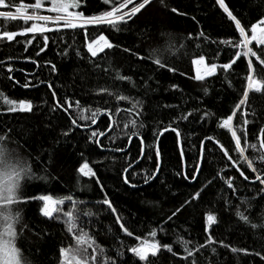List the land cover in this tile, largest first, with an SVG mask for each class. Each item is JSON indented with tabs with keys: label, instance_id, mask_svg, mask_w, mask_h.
I'll return each instance as SVG.
<instances>
[{
	"label": "trees",
	"instance_id": "1",
	"mask_svg": "<svg viewBox=\"0 0 264 264\" xmlns=\"http://www.w3.org/2000/svg\"><path fill=\"white\" fill-rule=\"evenodd\" d=\"M16 2L18 3L19 0ZM25 2L30 3L34 0H25ZM226 2L244 24L255 23L264 13V0H226ZM166 4L168 7L159 0H153V5L142 14H138L129 25H119L120 31H116L106 23L88 26L90 36L103 34L113 44L121 46L105 49L104 53L93 58L94 61L101 62V69L110 66L109 72L97 69L94 63L89 62L90 54L86 50L82 32L75 37V41L72 39L71 31L58 34L62 35L63 39L50 33L52 43L39 56L36 55L39 37L32 40L31 34L18 36L11 43L0 40V60H5L7 63V57L17 58L11 62L13 73L6 71V63L0 64V131L5 128L12 129V147L27 162L33 177L21 182L18 193L20 203L12 205L10 209L14 214L18 212L20 217L16 225L19 235L15 244L30 264H61L60 249L75 243L72 233L68 231L69 223H65L68 217L64 214L75 212L74 202L79 201L84 202L80 204L81 209L87 207L98 213V218H91L87 228H90L91 235L107 250L109 256H114L118 249L123 251L124 248L138 243L120 231L119 225L114 223L115 217L106 205L96 203L102 200L105 194L131 226L135 235L148 238L151 230L159 229L163 225L166 231L158 232L156 239L172 244L174 250L183 251L181 245L176 243L178 236L193 242H204L207 235L204 231L205 214L208 212L218 213L220 223L216 226V238L223 239L232 247L257 251L264 249V230H254L236 216V207L240 205V199L253 197L259 189H253L247 181L241 183L242 178H239V173L234 168L228 169L223 174L238 178L236 183L239 184L240 191L237 194L234 195L226 188L224 181L217 178L213 182L215 186L209 185L205 189L204 203L194 201L195 207L193 204L188 205L173 217V220L165 223L174 209L183 204L194 190L199 189L217 172L226 168L228 163L226 158L222 160V153L208 142L206 147L210 150L205 153L201 174L196 181L193 182L190 178L185 180L177 175L185 170V165L189 173L193 171L198 157L199 142L203 136L214 135L228 145L230 134L217 127L218 120L230 114L234 105L242 98V92L246 87L244 77L247 75L246 60L242 57L241 60L244 62L237 61L238 66H233L234 71L228 74L227 80L223 74L210 77L205 82L190 79L189 77L196 75L195 66L191 62L195 55L204 51L211 60L213 51L217 48V45H209L202 39H195L201 31L214 40H232L239 34L234 24L216 5V0H166ZM130 7L132 5H129ZM171 7L179 9L186 15L173 13L170 11ZM105 10H110V6L104 5L102 0H87V6L83 7L86 15H98ZM75 11L79 9H74ZM31 23L0 19V32L22 31ZM189 35L193 39H187ZM29 40H32V43L26 45L25 42ZM169 43L173 47L169 48ZM196 43L201 44L200 49L196 48ZM181 44L184 47H181ZM123 48L132 49L146 59H137L136 56L124 52ZM220 48L222 52L219 60L214 61L217 63L227 62L229 56L236 51L224 45H220ZM157 49L161 50L165 63L178 69L176 73L160 69L151 61L149 54ZM77 51L81 53L80 56L76 55ZM64 52H67V55H64ZM27 58L37 60L40 67L29 62ZM47 61L56 65L55 72H50ZM112 70L130 76L135 87L127 81L114 80L115 71ZM26 73H35L38 79L51 81L58 98L63 99L67 96L78 99L85 108L114 106L113 98L95 94L94 90L103 86L118 88L124 94L143 102L142 119L145 127L140 131L145 140V158L135 164V172L139 174L132 181L140 185L139 188H131L123 182L121 172L126 163L124 159L126 153L111 151L118 147H126L131 158H138L139 140L133 137L129 145L128 137L124 136L120 129H115L108 133L112 139L100 138L105 146V150H101L87 142V128L76 129L69 136L62 135V131L67 130L71 121L63 112L50 111V105L55 101L47 84L28 88L21 86L26 80H32L33 84L38 82L31 75L26 76ZM10 75L14 79L10 80L8 78ZM228 80L231 81V87ZM172 85H178L180 90H174ZM204 87L209 89L207 95L203 91ZM9 99L17 102L30 100L33 103V110L5 115L9 108L6 100ZM104 101L109 103L105 104ZM164 105H178L179 108H166ZM120 106L131 107L127 102H120ZM194 107L201 110L200 114L207 110L214 115L203 122H181L179 127L182 140L179 143L173 132H165L160 137V171L156 179L152 180L150 185H146L145 169L151 172L157 163L155 147H148L154 144V133L179 115L181 109L192 110ZM253 110L258 119L251 115ZM244 111L249 113L247 117L242 115ZM72 115L75 116V112ZM84 115L87 116L88 113L85 112ZM245 118L255 120L246 127L249 140L256 143L254 132L264 123V97L251 93L247 108L242 106L241 111L237 112L234 126L241 127ZM104 120L105 117L102 116L97 121L100 130H104V125L101 123ZM78 123L88 125L90 121L80 120ZM181 148L184 153L183 158ZM148 155H151V160L147 159ZM233 156L235 157V153ZM85 159L96 172L95 177L84 176L78 172ZM243 166L242 164L241 167ZM97 178L100 184L96 183ZM33 195H51L53 200L63 199V203L54 205L59 211H54L53 218L49 219L40 212L43 202L30 199ZM237 196L240 199H237ZM65 197L72 199H64ZM228 199L232 202L231 208L225 204V200ZM251 205V218L255 222L264 220V216L261 215L264 213V197L251 200ZM1 231H3V221H0V233ZM217 253V256L212 257L216 264H259L258 257L233 254L223 247H217ZM125 260L127 264H134V258L130 253L125 252ZM160 264H173L170 254L165 253Z\"/></svg>",
	"mask_w": 264,
	"mask_h": 264
},
{
	"label": "snow or ice",
	"instance_id": "2",
	"mask_svg": "<svg viewBox=\"0 0 264 264\" xmlns=\"http://www.w3.org/2000/svg\"><path fill=\"white\" fill-rule=\"evenodd\" d=\"M159 2L165 7H168L166 0H159ZM102 3L106 6H110V10L102 11L98 15H86L83 11V7L87 6V0H34V2L30 3L25 2V0H19L18 3L16 0H0V17L10 21L21 20L25 24L32 22L30 26L23 28L22 31L0 32V40L11 43L16 40L18 36H28L31 34L32 40H36L37 37H39V48L36 51V55L39 56L41 52H45L52 43V36L49 35L50 33L58 35L62 32L71 31L72 39L75 41V37L82 32L86 50L90 54L89 62L94 63L97 69H101V62L94 61L93 58L98 57L100 53H104L105 49L120 48L121 46L113 44L108 37L103 34H98L95 37L90 36L88 26L106 23L112 26L116 31H120L121 28L119 25H129V22L133 21L138 14H142L144 10H147L149 6L153 5V0H102ZM129 5H132V7L129 8ZM216 5L223 11L228 20L234 24L235 30L239 35L232 40H214L201 31L195 39H202L209 45H217V48L213 51L211 60L204 51L195 55L191 62L195 66L196 75L189 78L205 82L210 77L223 74L227 80L228 74L234 71L233 66L237 65V61H241V63L244 62V60H241L243 57L246 60L247 75L244 77L246 87L242 92V98L234 105L231 113L218 120L217 127L226 130L230 134L231 139L228 145H225L214 135L203 136L199 142L198 157L194 164L193 171L189 173L187 171V165H185V170L177 173V175L182 176L185 180H189L190 178L191 181H196L197 177L201 174V165L205 159V153L210 150L206 147L208 142H211L214 149L222 153V160L226 158L228 162L226 168L221 169L212 179L207 180L203 186L194 190L183 204L174 209L172 214L167 217L165 223L173 220V217L177 216L188 205L193 204L194 201H199L201 204L204 203L205 189L208 188L209 185L215 186L213 182L217 178L223 180L226 188L231 190L234 195L237 194L240 191V186L236 183L238 178L236 176H225L223 174L228 169L234 168L235 171L239 173V178H242L241 183L247 181L248 184L253 186V189H259L255 192V195L250 198L245 197L240 199V197L237 196V199H240V205L236 207V216L238 220L242 221L250 228L254 230H264V220L255 222L251 218V200L264 197V123L254 132L256 143H252L249 140V133L246 127L249 123H254L255 120L245 118L242 120L241 127L237 128L234 126V119L236 118L237 112L241 111L242 106L247 108L251 93H257L264 97V13L257 18L255 23L244 24L242 19L230 8L226 0H216ZM72 9H79V11L74 12ZM42 10L44 14H41ZM170 11L177 15H186V13L175 7H171ZM58 38L63 39V36L58 35ZM187 39H193V37L189 35ZM32 40L26 41V45L32 43ZM17 43H19V41H17ZM220 45L236 50L229 56L227 62H214L218 61L221 55L222 49ZM195 46L197 49L201 48L200 43H196ZM171 47H173V45L169 43V48ZM181 47H184V45L181 44ZM122 50L136 56L137 59H146V57L139 53L133 52L132 49L123 48ZM63 54L67 55V52ZM76 55L80 56L81 53L77 51ZM149 56L151 61L158 68L166 69L173 73L178 71L174 66L164 62V57L160 49L152 51ZM16 59L15 57H7V63L5 60H0V64L6 63V71L8 73H13L14 68L11 66V62ZM102 59L103 58H101V60ZM27 60L36 64L38 68L40 67L37 60L31 58H27ZM46 64L50 66V72L56 71V65L51 61H47ZM17 70L23 71L22 69ZM101 70L109 72L111 69L109 66ZM180 74L185 75V73ZM27 75H31L34 79H37L38 82L33 84L32 80H26L21 86L28 88L30 86L39 87L41 84H47L48 89L51 91L52 98L55 101L50 105V111L53 113L58 111L63 112L71 121L67 130L62 131V135L69 136L71 132L76 129L87 128V142L96 145V147L101 150H105V146L100 138L107 137L112 139V137L108 136V133L113 132L115 129H120L123 135L128 137L129 145H131L133 137L139 140L140 151L138 158H131L126 147L111 149V151L114 152L126 153L124 157L126 163L121 172L123 182L131 188H139L140 185L132 181L135 179V176L139 174L135 172V164L145 158V140L140 131L145 127L142 119L143 102L124 94V92L118 88L103 86L95 89V94L97 96L107 95L113 98L115 101L114 106L85 108L78 99L67 96L63 99L58 98L57 92L51 81L40 80L36 77L35 73H26V76ZM8 78L10 80L14 79L11 75ZM113 79L117 81H127L132 83L135 87L132 78L130 76L121 75L119 71H115ZM15 83H19V81H15ZM228 84L229 87L232 86L230 80H228ZM171 87L174 90H180L178 85H172ZM203 91L205 95H207L209 89L204 87ZM120 102H127L131 107H121ZM6 103L9 105V108L7 113H4L5 115L15 112H31L33 110V103L30 100H21L17 102L9 99L6 100ZM45 103H47V101H45ZM104 103L107 104L109 102L104 101ZM164 107L179 108L178 105H164ZM73 112H75V116L72 115ZM85 112L88 113L87 116L84 115ZM200 112L201 110L195 107L192 110L181 109L179 115L173 117L165 127L157 129L154 133V144L148 145V147H155L157 163L153 171L149 172L145 169L144 183L146 185H150L151 181L156 179L160 171V137L163 136L165 132H173L179 143L182 140V132L179 127L181 122H203L214 115V113L207 110H204L202 114H200ZM121 113L124 115L122 116ZM242 115L247 117L249 113L244 111ZM251 115L256 119L259 118L254 110L251 112ZM102 116L105 117V120L101 121L104 125V130H100L97 125V121ZM80 120L90 121V124L81 125L78 123ZM92 126L97 127L94 128ZM125 129L129 131H124ZM11 132V128H5L3 131H0V221H3V232L0 233V264H30L15 244V240L19 235V232L16 230V225L19 223L20 217L18 212L14 214L10 209L12 205L20 203L18 193L21 189V182L26 178L32 179L33 177L27 162L20 156L19 152L12 147L13 141ZM233 153H235V157ZM251 153H255L256 155H252ZM183 156L184 153L181 148V157L183 158ZM151 158V155L147 156V159L151 160ZM92 163H99V161H92ZM242 164L244 165L243 167H241ZM78 172L84 176H96V172L90 166L87 159L80 165ZM96 183H101L99 178H97ZM101 191H103L102 184ZM30 199L43 202V207H41L40 212L44 217L49 219L53 218L54 211H59L54 205L63 203V199L53 200L51 195H33ZM64 199L71 200L72 198L65 197ZM83 203L82 201L74 202L76 211L64 214L68 217L65 223H69L68 231L72 233L75 243L60 249L61 264H127L125 252L131 254L134 258V264H160L165 253L170 254L173 264H177V262L178 264H216V262L212 260V257L218 255L217 247L229 249L233 254L258 257L259 264H264V249L257 251L255 249L249 250L247 248L232 247L223 239L215 237L216 226L220 223L218 213L213 214L212 212H208L205 214L204 231L207 235L204 242H193L179 236L177 237L176 243H179L183 249V251L180 252L179 250H174L172 244L163 243L161 240L156 239L158 232L166 231L163 225H161L159 229L151 230L148 234V238H141V236L135 235L131 226L127 223L125 218L121 216L113 202L107 197V194H105V197L96 203L106 205L107 209L115 217L114 223L119 225L120 231L127 237H131L138 241V243L124 248L123 251L118 249L114 256H109L107 250L99 245L94 236L91 235L90 228H87V225L91 222V218H98V213L93 212L91 208L87 207L81 209L80 204ZM225 204L229 208L232 206L230 199L225 200ZM193 206L195 207L194 204ZM242 208L243 210H241ZM261 215L264 216V213ZM120 243L123 246V241Z\"/></svg>",
	"mask_w": 264,
	"mask_h": 264
},
{
	"label": "rangeland",
	"instance_id": "3",
	"mask_svg": "<svg viewBox=\"0 0 264 264\" xmlns=\"http://www.w3.org/2000/svg\"><path fill=\"white\" fill-rule=\"evenodd\" d=\"M72 11H74V9H72ZM41 14H44V13H43V10H42ZM0 19H4V18L0 17ZM2 232H3V231H1V233H2Z\"/></svg>",
	"mask_w": 264,
	"mask_h": 264
},
{
	"label": "water",
	"instance_id": "4",
	"mask_svg": "<svg viewBox=\"0 0 264 264\" xmlns=\"http://www.w3.org/2000/svg\"><path fill=\"white\" fill-rule=\"evenodd\" d=\"M179 148H180V145H179Z\"/></svg>",
	"mask_w": 264,
	"mask_h": 264
}]
</instances>
